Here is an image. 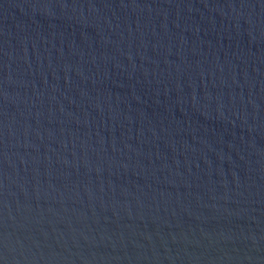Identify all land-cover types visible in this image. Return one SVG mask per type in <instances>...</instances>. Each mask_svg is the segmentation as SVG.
<instances>
[{"label":"water","instance_id":"1","mask_svg":"<svg viewBox=\"0 0 264 264\" xmlns=\"http://www.w3.org/2000/svg\"><path fill=\"white\" fill-rule=\"evenodd\" d=\"M0 264H264V0H0Z\"/></svg>","mask_w":264,"mask_h":264}]
</instances>
